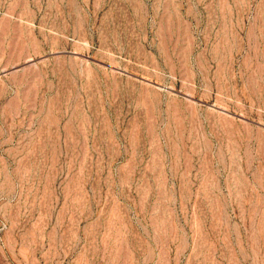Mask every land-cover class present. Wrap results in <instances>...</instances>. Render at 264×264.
<instances>
[{"label":"rangeland","instance_id":"rangeland-1","mask_svg":"<svg viewBox=\"0 0 264 264\" xmlns=\"http://www.w3.org/2000/svg\"><path fill=\"white\" fill-rule=\"evenodd\" d=\"M0 264H264V0H0Z\"/></svg>","mask_w":264,"mask_h":264}]
</instances>
